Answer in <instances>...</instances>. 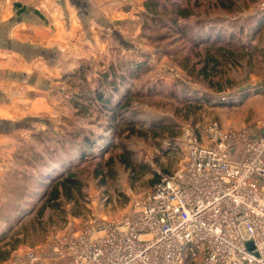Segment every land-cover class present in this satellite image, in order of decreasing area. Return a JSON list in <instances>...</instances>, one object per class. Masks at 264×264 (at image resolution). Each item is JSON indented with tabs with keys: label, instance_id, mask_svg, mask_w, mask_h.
Listing matches in <instances>:
<instances>
[{
	"label": "rangeland",
	"instance_id": "obj_1",
	"mask_svg": "<svg viewBox=\"0 0 264 264\" xmlns=\"http://www.w3.org/2000/svg\"><path fill=\"white\" fill-rule=\"evenodd\" d=\"M143 1L135 7L136 25L129 20L121 40L112 37L110 59L85 62L80 75L65 76L69 82L62 88L63 106L36 118V127L17 132L10 151L0 153V235H6L0 248L10 250V264L15 260L23 264L28 250L42 260L47 253L65 252L59 240L83 234L93 220L126 214L153 188L154 176L178 169L186 156L188 134L211 143V125L235 130L224 127V121L240 120L263 107L264 0H233L230 10L216 0H179L194 9L186 20L192 25L189 36L210 35L207 43L199 44H195L199 39L192 43L190 37L170 32L161 39L150 38L164 29L146 27ZM216 33L219 42L212 45ZM220 44L230 53L213 51ZM210 53L218 60L215 69H207L211 84L196 69L186 68ZM184 56L189 58L186 65ZM110 63L128 76L131 73L119 101L130 96L125 121L133 114L134 127L122 122L115 124V131L106 129L107 117L95 105L77 114L72 104L78 92L97 86L99 74L108 72ZM196 64L195 68L201 65ZM227 96H235V101L226 98L221 104L220 97ZM87 135L93 136L95 145L85 147L81 159L79 147ZM126 151L133 168L119 160ZM68 167L80 179L81 190L61 193L39 212L44 186Z\"/></svg>",
	"mask_w": 264,
	"mask_h": 264
},
{
	"label": "built area",
	"instance_id": "obj_2",
	"mask_svg": "<svg viewBox=\"0 0 264 264\" xmlns=\"http://www.w3.org/2000/svg\"><path fill=\"white\" fill-rule=\"evenodd\" d=\"M208 131V144L187 135L178 169L161 174L129 212L59 240L69 264H264V137L216 124ZM41 258L28 250L23 264Z\"/></svg>",
	"mask_w": 264,
	"mask_h": 264
},
{
	"label": "crops",
	"instance_id": "obj_3",
	"mask_svg": "<svg viewBox=\"0 0 264 264\" xmlns=\"http://www.w3.org/2000/svg\"><path fill=\"white\" fill-rule=\"evenodd\" d=\"M142 1L0 0V153L10 151L17 132L36 127V118L63 106L65 76L80 75L85 62L110 59L112 37L120 41L129 20L136 25L135 7ZM263 120L264 105L240 120L226 119L223 126L261 138ZM241 147H234L233 158L242 156ZM260 184L264 187V179ZM9 257L0 264H10ZM70 261L62 251L47 253L39 264Z\"/></svg>",
	"mask_w": 264,
	"mask_h": 264
},
{
	"label": "trees",
	"instance_id": "obj_4",
	"mask_svg": "<svg viewBox=\"0 0 264 264\" xmlns=\"http://www.w3.org/2000/svg\"><path fill=\"white\" fill-rule=\"evenodd\" d=\"M216 3L221 7L230 10L234 4L233 0H216ZM143 7L144 10L141 13L142 17L145 18L146 27L150 28L153 31H160V29H164L163 32H158L155 35L150 36V38H159L164 37V34L170 32L172 34L177 35H183L185 37L189 36V31L192 28V25L186 23V20H188L192 15H194V9L192 6H189L188 3L181 4L179 0H144L143 1ZM264 13V12H263ZM210 36V35H209ZM209 36L206 37H199V33L195 36L190 37V40L192 43L196 42V39L199 41L198 43H207L209 40ZM219 34H215L213 42L211 43L214 45L218 39ZM224 48V45L220 44L215 48L213 51H218L219 53H230L227 49ZM202 59V60H201ZM200 60H197L196 62H192L186 65V61L189 60L188 56H184L183 64L186 65V68L189 69V71H194L196 69L203 78H208L209 83H212V80L210 77V73H208L207 69H215L216 65L218 64L217 56L207 54L204 57H202ZM202 61V62H199ZM196 63H201V65L198 68L196 67ZM110 73V75H108ZM131 73H129V76ZM128 73L125 71H119L114 64L110 63L108 67V72H103L99 74L98 76V83L97 86L92 90H85L83 92H78L76 94V97L71 98L72 104L74 108L77 110V114L82 113L86 110V108H91L92 105H95L97 108V112H101L105 114L107 117V121L104 123L106 129L109 130H116V123H127L131 127L133 126V121H137L133 114L130 115L129 121H125L129 115H127L128 112L126 110L128 109V105L130 103V96H126L121 98L119 101V98L122 97L123 88L122 86L125 84V81L129 77ZM218 81V80H217ZM215 83H219L218 82ZM217 91H220V87H216ZM229 98L230 101H235V96H227V97H220L221 104L225 103V99ZM242 95L240 94L237 99L238 102L242 100ZM207 100H209L207 98ZM237 102V103H238ZM154 125H151L150 127H153ZM142 128V126H140ZM96 135V134H95ZM95 145V142L93 140V136L87 135L84 138V143L81 144L79 147L80 151V158H85V147L93 148ZM109 159V157H108ZM107 159V161H108ZM120 162L126 166L133 168L134 165L132 164L131 155L130 152H121L119 155ZM160 175L154 176L152 179V184H154L153 187L157 184L159 181ZM54 183L52 184H46L44 186V189L41 193L40 199H44L43 204H41L39 208V212L42 211L45 204L48 203H54L61 193H70L72 189H76L77 191L81 190V181L80 179L74 175V172L72 171L71 167H68L65 169V174L63 176H59L56 179L53 180ZM5 234L0 235V241H2L5 238ZM10 250H1L0 248V260H4L9 255ZM189 262L187 264H195V260L191 259L188 260Z\"/></svg>",
	"mask_w": 264,
	"mask_h": 264
},
{
	"label": "water",
	"instance_id": "obj_5",
	"mask_svg": "<svg viewBox=\"0 0 264 264\" xmlns=\"http://www.w3.org/2000/svg\"><path fill=\"white\" fill-rule=\"evenodd\" d=\"M249 245H252L251 242H249Z\"/></svg>",
	"mask_w": 264,
	"mask_h": 264
}]
</instances>
